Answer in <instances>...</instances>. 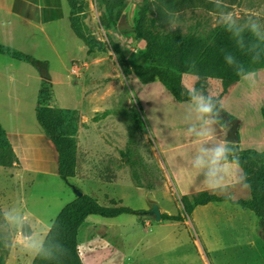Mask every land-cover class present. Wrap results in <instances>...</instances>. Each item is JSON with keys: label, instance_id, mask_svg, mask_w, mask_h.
Instances as JSON below:
<instances>
[{"label": "rangeland", "instance_id": "rangeland-1", "mask_svg": "<svg viewBox=\"0 0 264 264\" xmlns=\"http://www.w3.org/2000/svg\"><path fill=\"white\" fill-rule=\"evenodd\" d=\"M80 1L82 9L77 18L81 30L101 43L98 50H93L97 53L95 64L82 67L81 74L77 75L80 85L97 83L92 91L94 94L88 92L86 95L80 85L71 88L62 85L60 81H66L67 77L64 71L62 80L50 77L57 68L52 62L48 68L39 67L46 79L42 87L52 91L58 107L85 108L75 110L78 129L91 126L92 136L99 142L101 138H108L107 144L112 148L107 153L97 151L99 156L103 155L100 163L95 165L99 179L111 182L118 177L111 193L113 199L106 200L112 205L104 204L100 199L96 183L72 181V184L101 206H123L142 212L123 214L114 219L90 216L78 233L82 263L264 264L263 229L257 217L248 210L226 202L211 203L196 207L183 223L156 221L149 213L153 206H157L161 214H180V198L202 192L208 186L207 170L194 167L201 146L196 133L201 129L202 121L194 110L193 101H174L158 82L143 85L135 76L115 81L114 73L118 71L115 63L119 56L109 49V45L116 46L131 66L147 65L142 57L144 41L134 30L136 14L143 0H124L120 10L109 9L101 0ZM177 1V4L185 1L189 5L173 13L172 22L163 29L162 42L175 30L185 38L194 35L207 44L219 34L233 35L226 30L228 25L221 19L226 11H230L237 26L243 28L241 34H248L256 42L255 48L262 56L258 65L250 69L255 72V85L250 84L252 78L249 77L240 78L230 86L241 85L250 90L247 97L254 98V103L240 108L229 96L221 106L228 113L241 115L246 118V123H251V128L247 129L250 137L260 136L264 132V0ZM207 3L211 4L207 6ZM102 18L111 22L110 28L99 25ZM248 20L260 26L259 38L248 30L245 23ZM161 45L157 50L159 55ZM96 72L99 77L113 75V84L100 80ZM48 80L55 84L51 85ZM102 82L104 87H101ZM210 92L214 97L220 93L217 82L211 83ZM49 95L53 102L50 92ZM228 122L226 119V125ZM233 123L231 126H234L237 137L238 125L236 121ZM211 131V137L203 145L206 148L217 146L216 141L225 138L228 128L223 131L212 124ZM229 167L233 170L224 176L236 184V170L233 165ZM238 172L241 174L240 169ZM16 188L19 186L8 184L6 193H3L0 187V256L3 264H31L37 251L28 247V242L42 244L60 209L72 198L73 190L62 181L46 178L30 183L20 192V197L16 196L19 195ZM108 189L105 186L101 191L107 192ZM206 191L233 199L249 198L248 189L243 193L237 184L227 189ZM9 214L19 219L9 222L6 218ZM25 226L29 228L28 234Z\"/></svg>", "mask_w": 264, "mask_h": 264}, {"label": "trees", "instance_id": "trees-1", "mask_svg": "<svg viewBox=\"0 0 264 264\" xmlns=\"http://www.w3.org/2000/svg\"><path fill=\"white\" fill-rule=\"evenodd\" d=\"M109 9L120 10L124 0H101ZM70 8L69 24L75 36L87 47L88 52L98 50L101 43L85 34L81 30L78 13L82 9V1L67 0ZM177 0H143L136 14L135 32L144 41L142 57L147 62L144 67L131 66L123 53L114 45H109L113 53L119 58L116 63L124 78L135 76L143 85L159 82L164 89L178 103H188L192 100L188 90L182 83L183 75H192L197 78L194 88L205 96L208 94V79L218 80L222 92L217 98L220 101L227 89L236 83L240 77L236 71L240 65L245 69H251L258 65L262 53L253 45L255 41L248 34L243 36V47L237 45V38L230 34H219L210 44L199 41L194 35L187 38L181 35L179 30L170 32L163 39V29L170 21L173 13L179 11L185 5V1L177 4ZM211 3H207V6ZM209 8V7H208ZM111 11V10H110ZM99 25L105 29L110 28L111 22L104 18L100 19ZM162 44V45H161ZM162 47L161 55L158 47ZM0 55L12 57L20 61L30 62L31 58L0 45ZM232 58L234 63L229 65ZM256 59L257 62L253 63ZM52 91L41 87L38 94L36 119L45 134L49 137L58 155L57 175L68 182L76 176V148L78 132V115L75 110L52 107ZM218 128L227 129L226 119L232 120L221 106L216 103L214 109ZM226 117V119L224 118ZM238 141V136L236 137ZM227 143L230 149L229 159L240 157L239 168L247 177L248 199H233L229 196H219L214 193L202 191L197 194L184 195L180 198L182 213L176 215L161 214V220L183 223L190 217L196 207L205 206L209 203H229L248 210L257 217L260 227L264 228V150H242L238 142ZM14 155L6 139L4 131L0 127V166L11 167ZM130 208L105 207L97 203L91 196L82 194L66 204L52 222L43 242V251L37 252L31 264H83L78 250V231L88 216L96 215L104 219H114L123 214H140ZM27 234L29 233V228ZM64 248L66 254L63 255ZM0 264L3 258L0 256Z\"/></svg>", "mask_w": 264, "mask_h": 264}, {"label": "crops", "instance_id": "crops-1", "mask_svg": "<svg viewBox=\"0 0 264 264\" xmlns=\"http://www.w3.org/2000/svg\"><path fill=\"white\" fill-rule=\"evenodd\" d=\"M69 15L70 8L67 0H0V45L31 58V61L27 62L0 55V127L4 131L14 155V162L11 167L0 166V187L3 188V193H6V187L11 183L19 186L16 188V191L19 189V195L16 196L20 197V192L24 191L30 183L37 182L38 178H46L59 183L62 181L57 175V152L36 119L38 94L46 80L39 67L48 68L51 62L54 63L57 68L49 76L62 80L61 76L64 71L67 73L66 81L60 82L62 85L71 88L73 86L79 87L80 80L77 75L81 74L82 67L90 66L97 61L95 59L97 53H89L87 47L71 30ZM75 65L78 66L76 70L72 69ZM115 65L117 67L116 63ZM94 68L97 66L95 65ZM98 73L96 72V75L100 80L109 81L113 84L114 80L111 79L113 75L99 77ZM68 76L72 77V80ZM114 76L116 77L115 81H122L124 78L119 69L114 73ZM196 81L197 78L192 75H183L182 77V83L188 90L194 88ZM213 81L220 86V93L216 95L218 97L222 92L218 80L208 79L207 91L211 96L210 85ZM48 82L51 85L55 84L54 81L48 80ZM101 84V87H104V82ZM96 85L97 83L94 81L92 86L82 84L80 87L83 93L88 94L90 92L92 95ZM249 92L250 90L241 85L229 87L220 98V103L223 104L226 97L230 96L240 108H246L252 104L251 102L254 103V98L247 97ZM51 106L68 110H86L79 106L77 109L58 107L54 96ZM224 111L231 116L233 121L228 122L227 135L224 139H218L217 145L222 142L233 143L237 141L235 131H233L234 126H231L236 121L239 148L263 151L264 132L258 137H250L247 132L252 126L251 123L248 120L246 123V118L241 115H233L225 109ZM90 128L92 127L87 129L79 127L76 148V176L68 182L62 181V183L73 190L69 203L78 195L83 194V191L76 187V184H72V181H79L96 183V190L100 199L104 204H110L106 200L113 199L111 193L118 182V177L111 182L99 179L96 177L95 165L100 163L103 155L99 156L96 152L107 153L112 148L107 144L108 138H101L100 142L97 141L92 136V129ZM115 174L117 176L118 173L115 172ZM225 177L227 176L223 177L224 182L220 187L210 189L207 186L204 191L217 188L227 189L236 185L233 179ZM105 186L109 189L107 192H102L101 190ZM246 190H242L243 193ZM3 198L6 199V197ZM88 217L85 221L90 219V216Z\"/></svg>", "mask_w": 264, "mask_h": 264}, {"label": "clouds", "instance_id": "clouds-1", "mask_svg": "<svg viewBox=\"0 0 264 264\" xmlns=\"http://www.w3.org/2000/svg\"><path fill=\"white\" fill-rule=\"evenodd\" d=\"M215 3V0H212ZM221 19L223 22L228 25L227 31L232 32L234 38H237L236 42L238 47H243V36L241 35L243 28L237 26V21L234 15L230 11H226L222 13ZM172 22L171 20L169 21ZM177 26H179L178 21ZM248 30L254 36L259 38V25L252 20H248L245 22ZM255 47V45H253ZM257 60L254 59L253 63H256ZM229 65L234 63L232 58L228 60ZM236 75L240 78L247 79L251 77L250 80L251 85H255L256 83V76L255 72L250 69H245L243 65H240L236 71ZM189 97L193 101L194 110L198 114V118L202 121L201 129L196 133L197 137L201 141V146L199 148V153L196 156L194 167L198 170H207L206 172V183L208 184L209 188H216L220 187L224 180L223 177L226 174H229L230 165L234 166V170H236V184L240 186L241 190H246L250 187L247 183L246 175L239 174V163L240 157L237 156L234 159H229L230 149L227 147V142H222L220 145L215 147L206 148L204 147V143L207 142L208 138L211 137L212 131L211 126L212 124L216 123V112L214 109L216 107V103L220 101L217 98H213L211 96H205L200 91L193 88L191 92H189ZM9 222H16L19 218L9 214L6 217ZM28 247L35 249L38 253L43 251V246L37 245L33 241L28 242ZM66 254V249L64 248L63 255Z\"/></svg>", "mask_w": 264, "mask_h": 264}, {"label": "water", "instance_id": "water-1", "mask_svg": "<svg viewBox=\"0 0 264 264\" xmlns=\"http://www.w3.org/2000/svg\"><path fill=\"white\" fill-rule=\"evenodd\" d=\"M149 213L154 215L156 221H161V213L157 206H153ZM263 237H264V228H263Z\"/></svg>", "mask_w": 264, "mask_h": 264}, {"label": "built area", "instance_id": "built-area-1", "mask_svg": "<svg viewBox=\"0 0 264 264\" xmlns=\"http://www.w3.org/2000/svg\"><path fill=\"white\" fill-rule=\"evenodd\" d=\"M78 68V66L77 65H75L72 69H74V70H76Z\"/></svg>", "mask_w": 264, "mask_h": 264}]
</instances>
